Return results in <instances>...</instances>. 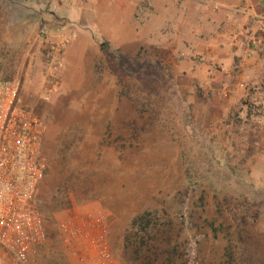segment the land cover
Instances as JSON below:
<instances>
[{
  "label": "rangeland",
  "instance_id": "1",
  "mask_svg": "<svg viewBox=\"0 0 264 264\" xmlns=\"http://www.w3.org/2000/svg\"><path fill=\"white\" fill-rule=\"evenodd\" d=\"M71 2L102 0H0V80H18L46 126L31 264H88L90 205L108 232L102 264H264V0H144L135 20L85 12L115 39L97 70L117 99L108 90L102 104L60 88L62 27L84 14L58 9Z\"/></svg>",
  "mask_w": 264,
  "mask_h": 264
},
{
  "label": "built area",
  "instance_id": "2",
  "mask_svg": "<svg viewBox=\"0 0 264 264\" xmlns=\"http://www.w3.org/2000/svg\"><path fill=\"white\" fill-rule=\"evenodd\" d=\"M20 91L18 80H0V264H31L30 250L45 238L39 198L46 126Z\"/></svg>",
  "mask_w": 264,
  "mask_h": 264
},
{
  "label": "crops",
  "instance_id": "3",
  "mask_svg": "<svg viewBox=\"0 0 264 264\" xmlns=\"http://www.w3.org/2000/svg\"><path fill=\"white\" fill-rule=\"evenodd\" d=\"M143 1L144 0H102V2H93V3L92 2H82V3L71 2V4L65 5V7L61 6V8H60V4L58 3L59 5L58 9H66L68 11L74 10V11L84 12V14H81V17L76 18V20L71 18V21H70L71 23L69 25L62 24L63 33L65 34L67 33L66 37L68 39V42L65 45V49L63 52L64 66H63V70L60 73L61 74L60 88L64 86L66 87L67 85L75 83L74 85L80 88V90H83V89L91 90L95 104L96 102L102 104V101H104L105 93L108 90L112 93V95H114L115 100L117 99V88H116V82L114 78L110 80L109 78L110 74L108 70H105V71L103 69L97 70V62L100 60L101 55H102L101 43L115 42V39L114 37L112 38L106 35L107 33H103L105 32V29L104 30L102 29V32L101 31L97 32L96 30H93L92 27L90 28V26L92 25L91 23L93 22H89L88 20L83 19V17L85 16V12H89L93 10L98 12L104 9L107 11L109 10L113 11L112 9L114 8L115 10H118L119 12L124 11L125 15L128 17L129 20H135L134 19L135 12L137 11V9H139V6L141 5ZM165 1L169 6H167L166 4L163 7H166L167 9H170V8L173 9L174 4L172 0H169L171 1L169 3H168V0H165ZM52 9L55 10L56 7L53 5ZM113 15H114L113 17L115 18L120 17V15L116 13ZM100 17H102L101 21L107 25L104 27L110 28V25H111L110 15H104ZM100 25L101 24H99V27H101ZM154 25L156 26V23L152 22V24L149 26L153 27ZM111 26H114V25H111ZM144 27L146 26L144 25ZM82 29H86V31L82 32ZM114 30L117 36L124 34L126 32V29L119 25H118V28L116 29L114 28ZM255 31L256 30H253V33H255ZM253 33L250 32L249 38H251L254 41L255 38L257 37ZM235 35L237 36L238 34H235ZM235 39L238 45L239 42H238L237 37ZM213 48L215 49L216 46H214ZM252 49L255 50L254 47ZM73 52H76V54L89 52L88 54H90L89 55L90 57L87 58L84 62H77V61L72 62L71 56ZM74 85H70V87L73 88ZM112 104H115V103H112ZM87 209L92 215L90 227L88 228V231H87V234L89 233L90 238L87 239V241L92 243V248L90 250L96 251V253H91L90 258H88L89 260L88 264H102L105 258L109 260L108 256L104 257V255L101 253L102 250L104 249V245L107 244L106 241H107V234H108L104 226V223L102 222L103 210H101V208H97V206H94V205L88 206ZM73 224L74 225L76 224L74 222V219H73Z\"/></svg>",
  "mask_w": 264,
  "mask_h": 264
},
{
  "label": "trees",
  "instance_id": "4",
  "mask_svg": "<svg viewBox=\"0 0 264 264\" xmlns=\"http://www.w3.org/2000/svg\"><path fill=\"white\" fill-rule=\"evenodd\" d=\"M106 44H107V42H103V43H101L102 51H103V49L105 48Z\"/></svg>",
  "mask_w": 264,
  "mask_h": 264
}]
</instances>
